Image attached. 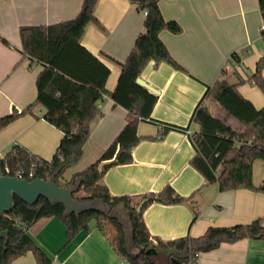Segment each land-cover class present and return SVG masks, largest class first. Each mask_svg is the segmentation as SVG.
Returning <instances> with one entry per match:
<instances>
[{
    "label": "crops",
    "instance_id": "1",
    "mask_svg": "<svg viewBox=\"0 0 264 264\" xmlns=\"http://www.w3.org/2000/svg\"><path fill=\"white\" fill-rule=\"evenodd\" d=\"M83 2L0 0V37L8 43L0 41V119L22 113L37 99V78L43 67L23 55L20 29L73 20ZM160 10L166 21H174L182 28L179 35L164 31L160 38L183 71L167 63L155 67L151 62L146 67L140 78L158 96L152 121L138 125L141 141L133 150V162L111 168L103 184L115 197L159 194L167 186L179 197H192L191 202L200 213L195 222L191 202L173 205L156 202L146 208V227L152 237L163 241L186 236L198 238L210 227H233L264 220V194L249 190L221 192L218 184L206 183L190 164L196 150L188 135L200 131V126L191 122L192 116L208 87L215 85L223 71L231 84L239 83L240 79L247 81L264 58L259 1L161 0ZM95 16L100 26L87 28L82 45L110 69L106 90L111 94L121 76L120 64L125 63L138 36L144 32L145 15L129 0H98ZM241 51L246 55L240 58V64H234L232 55ZM238 90L257 110L264 108V94L258 87L244 82ZM202 105L219 117L213 108H221L208 98H204ZM100 111L91 124V136L84 145L82 160L69 170L71 177L97 162L126 125L128 112L110 96L100 104ZM44 115L45 109L36 106L0 131V157L14 146H22L38 157L52 160L63 135ZM222 120L233 128L238 127L234 119ZM169 126L182 131L169 130L163 134ZM263 181L264 163L257 161L254 184L260 186ZM29 236L52 260L51 264H129L112 251L96 223L91 225L90 232L79 233L69 244L67 229L58 218L40 220L30 228ZM11 264L37 262L30 252ZM197 264H264V241L244 239L222 244L201 254Z\"/></svg>",
    "mask_w": 264,
    "mask_h": 264
},
{
    "label": "trees",
    "instance_id": "2",
    "mask_svg": "<svg viewBox=\"0 0 264 264\" xmlns=\"http://www.w3.org/2000/svg\"><path fill=\"white\" fill-rule=\"evenodd\" d=\"M258 1L264 39V0ZM129 2L145 15L144 32L138 36L125 63L120 64L121 76L111 94L106 90L110 69L82 45L87 28L100 26L95 16L98 0H84L80 13L73 20L20 29L23 55L43 69L37 78L36 101L22 113L0 119V131L31 113L34 107L41 106L45 109L44 119L60 130L63 137L50 161L22 146H14L0 157V175H19L30 181L55 178L61 187L72 188L75 197L82 193L81 201H103L107 211L68 214L63 205L52 204L43 198L33 206L16 199L14 209L0 221V231L8 235L7 242L0 240V264H11L30 252L37 264H51L52 260L29 236L32 226L50 218L63 222L68 244L79 233L90 232L92 223H96L112 251L129 264H197L201 254L214 251L222 244H235L244 239L264 241L263 219L233 227H210L198 238L156 239L144 222L146 208L156 202L168 205L191 202L192 197H179L170 186L159 194L115 197L103 184L104 176L111 168L133 162V150L141 141L138 125L142 121H152L158 96L137 84L146 67L151 62L155 67L167 63L175 70L183 71L160 38L164 31L174 35L182 33L178 23L164 19L161 0ZM0 41L8 44L1 37ZM231 59L234 64L241 62L237 53ZM263 70L264 58L247 81L240 79L239 83L231 84L223 71L215 85L207 89L204 98L237 121L238 127L233 128L202 105L204 98L192 116L191 122L198 124L200 131L190 136L196 150L190 164L207 184H218L221 192L249 190L264 194V181L260 186L254 184V164L257 161L264 163V108L257 110L238 90L241 83L248 82L264 94ZM108 96L128 112L124 129L97 162L62 184L60 179L82 160L84 145L91 136V124L100 116V104ZM169 130L182 131L169 126L163 134ZM191 205L195 222L200 213L196 204L191 202Z\"/></svg>",
    "mask_w": 264,
    "mask_h": 264
},
{
    "label": "water",
    "instance_id": "3",
    "mask_svg": "<svg viewBox=\"0 0 264 264\" xmlns=\"http://www.w3.org/2000/svg\"><path fill=\"white\" fill-rule=\"evenodd\" d=\"M137 84L151 93L157 94V91L141 78L137 80ZM41 198L48 200L52 204L63 205L68 214L81 215L100 209H103L104 212L107 211V206L103 201H81L75 197L72 188L61 187L55 178L49 180L37 178L30 181L6 174L0 175V221L14 209L16 199L33 206ZM1 239H5V242H7V232L0 231Z\"/></svg>",
    "mask_w": 264,
    "mask_h": 264
},
{
    "label": "rangeland",
    "instance_id": "4",
    "mask_svg": "<svg viewBox=\"0 0 264 264\" xmlns=\"http://www.w3.org/2000/svg\"><path fill=\"white\" fill-rule=\"evenodd\" d=\"M213 111H214V113L216 114V115H218L220 118L222 117V119H228L229 121H233L227 114H225L221 109L219 110V108L218 109H216V108H213ZM71 171L69 172H67L65 175H64V177L63 178H61L60 179V181H61V183L62 184H66L68 181H69V178L71 177ZM83 197V194L82 193H77V195H76V198L77 199H80V198H82ZM92 225H94L95 226V223H93Z\"/></svg>",
    "mask_w": 264,
    "mask_h": 264
},
{
    "label": "built area",
    "instance_id": "5",
    "mask_svg": "<svg viewBox=\"0 0 264 264\" xmlns=\"http://www.w3.org/2000/svg\"><path fill=\"white\" fill-rule=\"evenodd\" d=\"M246 55V52L245 51H241V52H238L237 53V57H239V58H242L243 56H245ZM188 135L189 136H191V135H193V134H191L190 132L188 133ZM17 178H19V179H23L21 176H17Z\"/></svg>",
    "mask_w": 264,
    "mask_h": 264
}]
</instances>
